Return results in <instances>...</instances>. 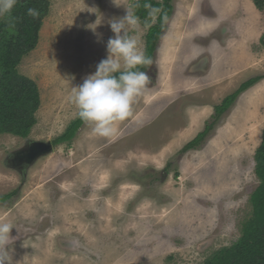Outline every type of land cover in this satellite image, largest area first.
<instances>
[{"label":"rangeland","instance_id":"rangeland-1","mask_svg":"<svg viewBox=\"0 0 264 264\" xmlns=\"http://www.w3.org/2000/svg\"><path fill=\"white\" fill-rule=\"evenodd\" d=\"M134 1L48 0L38 42L18 64L40 105L27 137L0 134V196L11 194L0 222L13 225L12 264H204L251 215L264 126V7L253 0H173L150 84L118 122L120 135L99 137L84 123L24 171L7 162L77 118L71 88L108 57L112 20L130 12L128 35L144 49ZM255 76L201 144L181 153L213 106Z\"/></svg>","mask_w":264,"mask_h":264},{"label":"trees","instance_id":"trees-1","mask_svg":"<svg viewBox=\"0 0 264 264\" xmlns=\"http://www.w3.org/2000/svg\"><path fill=\"white\" fill-rule=\"evenodd\" d=\"M253 2L259 9L264 7V0ZM48 6V0H18L11 14L0 18V134L11 133L27 137L35 123L34 113L40 105L39 88L35 81L19 72L18 64L36 46ZM132 7L133 16L146 27L143 52L151 60L150 65H138L133 70L147 73L152 66L159 40L167 29L166 23L172 13L173 0H135ZM28 8L37 9L39 16H29ZM114 75L118 76L119 72ZM258 79L259 76H255L245 80L220 103L215 104L213 114L205 122L204 129L184 144L180 152L198 147L213 128L214 121L232 106L241 92ZM84 123L77 116L53 140V144L71 143ZM254 161L258 185L249 199L251 215L241 223L238 239L230 246L215 250L204 264H264V126L261 141L255 149ZM10 196L11 194L0 196V201Z\"/></svg>","mask_w":264,"mask_h":264},{"label":"clouds","instance_id":"clouds-1","mask_svg":"<svg viewBox=\"0 0 264 264\" xmlns=\"http://www.w3.org/2000/svg\"><path fill=\"white\" fill-rule=\"evenodd\" d=\"M17 3L18 0H0V18L9 16ZM27 14L34 18L39 16L35 8H28ZM135 23L130 12L110 22L115 35L107 41L108 57L82 84L71 88L69 102L77 109L79 118L90 125L93 134L99 137L115 138L120 135L118 122L132 115L136 98L150 84V77L145 71L133 70L138 65L151 64L138 40L128 35L126 25ZM122 67L124 71H121ZM117 72L119 75H114ZM12 228L10 222H0V264H12L8 249Z\"/></svg>","mask_w":264,"mask_h":264},{"label":"water","instance_id":"water-1","mask_svg":"<svg viewBox=\"0 0 264 264\" xmlns=\"http://www.w3.org/2000/svg\"><path fill=\"white\" fill-rule=\"evenodd\" d=\"M52 150L53 143L50 140H34L29 142L26 147L16 150L15 153L19 154L20 158L30 165L34 163L39 157L52 152Z\"/></svg>","mask_w":264,"mask_h":264},{"label":"flooded vegetation","instance_id":"flooded-vegetation-1","mask_svg":"<svg viewBox=\"0 0 264 264\" xmlns=\"http://www.w3.org/2000/svg\"><path fill=\"white\" fill-rule=\"evenodd\" d=\"M28 144H29V142H28ZM6 159H7V162L12 163L14 168H16L19 171H24V168L27 167V165H28V163L26 161H23L20 158V155L16 154L15 152H12L11 154H9V156Z\"/></svg>","mask_w":264,"mask_h":264}]
</instances>
